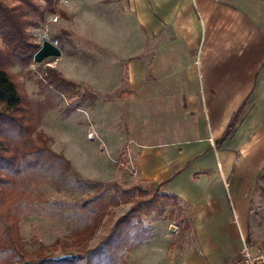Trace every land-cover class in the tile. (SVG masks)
<instances>
[{
	"label": "crops",
	"instance_id": "0c3cea01",
	"mask_svg": "<svg viewBox=\"0 0 264 264\" xmlns=\"http://www.w3.org/2000/svg\"><path fill=\"white\" fill-rule=\"evenodd\" d=\"M126 5L141 36L120 101L132 141L123 151L128 178L157 185L186 208L194 244L178 264H231L248 240L249 206L264 174V0ZM138 113L157 115L156 125L127 122ZM154 238L136 247L141 255L157 249ZM250 248L264 253V241Z\"/></svg>",
	"mask_w": 264,
	"mask_h": 264
},
{
	"label": "rangeland",
	"instance_id": "374dc122",
	"mask_svg": "<svg viewBox=\"0 0 264 264\" xmlns=\"http://www.w3.org/2000/svg\"><path fill=\"white\" fill-rule=\"evenodd\" d=\"M126 1L129 4L130 0H58L56 11L46 14L43 22L27 31L30 41L37 45L36 49L46 39L59 48L60 55L45 58L39 63L31 59V63L10 66L8 71L29 99L50 97L55 106L44 112L38 128L50 137L51 148L61 152L81 176L93 180L101 178L98 181L105 184L120 187L134 185L152 191L158 186L132 182L128 178L133 172L131 163L124 165L123 151L132 145V141L127 138L124 105L121 102L127 93L128 62L141 57L140 30L133 22L127 23L133 20V12L126 8ZM0 2L7 6L15 4L14 0ZM39 2L42 4V0ZM46 67L74 82L78 91L91 94L92 99L61 118L60 109L74 96L39 91L38 81L44 76ZM127 122L138 128L154 127L157 115L140 118L138 113ZM117 148L119 151L114 155ZM35 190L42 194L43 213L26 217L19 226L23 248L28 252L39 245L52 243L69 231L65 217L46 214L50 201L79 200L89 193L66 188L57 190L46 184L35 187ZM126 208L127 204L111 207L87 245L94 244L112 220ZM144 220L155 228L152 236L155 235L157 249L141 255L140 248L135 247L125 253L124 262L119 264H178L179 258L194 244L189 228L183 229L184 223L189 226L186 208L179 202L178 207L166 203L160 215L151 213ZM247 224L249 233L245 243L253 245L256 241H264L262 178L255 184ZM255 246L252 248L255 249Z\"/></svg>",
	"mask_w": 264,
	"mask_h": 264
},
{
	"label": "trees",
	"instance_id": "16d2710c",
	"mask_svg": "<svg viewBox=\"0 0 264 264\" xmlns=\"http://www.w3.org/2000/svg\"><path fill=\"white\" fill-rule=\"evenodd\" d=\"M0 2V264H119L125 253L153 234L144 217L160 215L164 204L178 207L175 195L157 188L120 187L81 176L70 161L50 146V137L38 125L48 109L50 97L29 99L8 68L31 63L37 45L30 41L28 28L37 27L45 15L56 11L58 0H14ZM41 93L74 96L59 111L61 118L92 99L78 91L75 83L46 67L38 81ZM240 110V108H239ZM239 110L228 122L216 144L231 133ZM264 179V174L260 176ZM46 184L57 190L88 191L79 200H52L46 214L65 217L69 231L52 243L28 252L19 234L20 223L30 215H41L42 194L35 187ZM120 204L127 208L117 215L94 244L88 246L106 212ZM186 223L183 229H188Z\"/></svg>",
	"mask_w": 264,
	"mask_h": 264
},
{
	"label": "built area",
	"instance_id": "2783aa9c",
	"mask_svg": "<svg viewBox=\"0 0 264 264\" xmlns=\"http://www.w3.org/2000/svg\"><path fill=\"white\" fill-rule=\"evenodd\" d=\"M231 264H264V253L253 252L244 241L238 258Z\"/></svg>",
	"mask_w": 264,
	"mask_h": 264
},
{
	"label": "water",
	"instance_id": "95a60500",
	"mask_svg": "<svg viewBox=\"0 0 264 264\" xmlns=\"http://www.w3.org/2000/svg\"><path fill=\"white\" fill-rule=\"evenodd\" d=\"M59 55V48L49 40L43 39L40 46L32 54V62L39 63L45 58L58 57Z\"/></svg>",
	"mask_w": 264,
	"mask_h": 264
}]
</instances>
